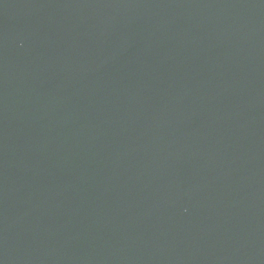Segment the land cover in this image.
Here are the masks:
<instances>
[{"label": "water", "instance_id": "water-1", "mask_svg": "<svg viewBox=\"0 0 264 264\" xmlns=\"http://www.w3.org/2000/svg\"><path fill=\"white\" fill-rule=\"evenodd\" d=\"M0 264H264V0H0Z\"/></svg>", "mask_w": 264, "mask_h": 264}]
</instances>
